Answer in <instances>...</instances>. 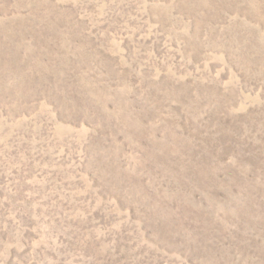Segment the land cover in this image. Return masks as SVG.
<instances>
[{
  "label": "rangeland",
  "instance_id": "1",
  "mask_svg": "<svg viewBox=\"0 0 264 264\" xmlns=\"http://www.w3.org/2000/svg\"><path fill=\"white\" fill-rule=\"evenodd\" d=\"M0 264H264V0H0Z\"/></svg>",
  "mask_w": 264,
  "mask_h": 264
}]
</instances>
